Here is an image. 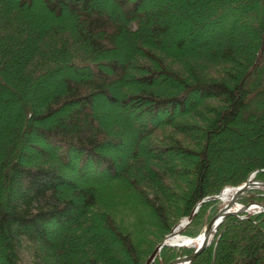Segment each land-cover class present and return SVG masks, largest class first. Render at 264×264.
Returning <instances> with one entry per match:
<instances>
[{
	"label": "trees",
	"instance_id": "16d2710c",
	"mask_svg": "<svg viewBox=\"0 0 264 264\" xmlns=\"http://www.w3.org/2000/svg\"><path fill=\"white\" fill-rule=\"evenodd\" d=\"M43 2L0 0V264H144L203 198L264 180V0ZM190 264H264V213L226 218Z\"/></svg>",
	"mask_w": 264,
	"mask_h": 264
},
{
	"label": "rangeland",
	"instance_id": "374dc122",
	"mask_svg": "<svg viewBox=\"0 0 264 264\" xmlns=\"http://www.w3.org/2000/svg\"><path fill=\"white\" fill-rule=\"evenodd\" d=\"M12 1L17 2L18 0H12ZM108 1H110V0H108ZM35 7L37 9L43 11V12H45V10H46L45 9V6H44L43 0H35ZM69 11H70L69 9L65 10L66 13H69ZM165 19H168L169 21H173V14H171V11H170L169 14L166 15ZM180 26H181V23H177V25L172 24V26H171L172 29L170 30V34H172V36H175V37L181 35V28H180ZM123 48L124 47H121L120 48L122 50V52H120L118 55H115V57L119 58L121 61H124L125 58L128 55V54H125V52H123ZM105 70L108 71V72H110L108 69H105ZM65 71H66V73L68 72V74H72L73 73V70L71 68H67ZM86 74L87 73H85V72H83L81 70L77 72V75H79V76H85ZM51 78H53V77H51ZM54 85L55 84H49L48 87H50V89H52V88H55ZM48 92H49V90H45V89L41 88L39 90V92H38L39 98H43V97L47 96V93ZM97 102L99 103V105L95 107V113L98 114V116L101 117V119L103 121L108 120L107 117L111 113L114 114V115H116L117 119L120 120V122H122V119H123L124 116H129V117L133 118V116H131V115H133L135 109L130 104H126L123 109H119V107H116L115 105L108 104L103 99H98ZM58 114L61 115V116H63V112H58ZM120 127H121V125L119 126V128ZM237 129L240 130V132L244 134V137H246V135L248 134V132L246 131V128L244 126L237 127ZM31 142L33 144L35 143V144L43 147L45 150L52 149L51 148V145L47 141H45L43 139H32ZM261 142H263V141L261 140ZM134 144H135V139L133 138V136H131V137L128 138L127 144L124 145L123 148H121L120 150H117V151H110L111 152L110 154L115 155V156H118V155L120 156L123 151H125V150L126 151L131 150L134 147ZM31 145L32 144L29 143L27 145V147H26V150L27 151H32L35 154L36 158H38V160L39 159L41 160L42 159L41 158L42 152L38 148H33ZM241 147H242V145H239V148L238 149H240ZM236 151L237 150L235 149V152ZM53 153H55L54 155L57 156L56 152H53ZM227 159H228V154L226 153L225 155H223L218 160H214L213 161L212 168L214 170L215 169L216 170H219V169L222 170L225 167V164H226ZM117 164L119 165V162H117ZM73 179L75 180V182H78L77 179H76V176H73ZM226 188H232V185H226V187L224 189H226ZM251 198H257V199H260V200L264 201L263 200L264 199V190L259 189V188H251V189L247 190L244 194H242L239 197L238 201L241 202V201H244V200H247V199H251ZM214 200L216 202L214 201V203H212L205 210H203L202 212H200V217L199 216L197 217L198 219L195 221V223H192V225H188L185 228V230L183 231V234L184 235H188L185 232L191 233L192 235L193 234L194 235H197L201 231V229L203 228V226H204V224H205L208 216L211 215L214 211H217L220 207L223 206V201L221 199H214ZM203 215H205L204 218H203ZM214 239H215V236H214ZM214 239H213V241L211 243L214 242ZM169 247H172L171 252H169V253H172L173 251L176 252L180 248H182V247H179V246H169ZM189 249L190 250H188L187 252L193 250L192 248H189ZM183 254H186V253H184L183 251L180 250L177 255L173 256V258L174 257H177V256H180V255H183ZM118 256H120L119 258L121 259V257H122L121 254L118 253ZM163 261H167V260H165L161 256V254L159 253L152 264H160Z\"/></svg>",
	"mask_w": 264,
	"mask_h": 264
},
{
	"label": "water",
	"instance_id": "95a60500",
	"mask_svg": "<svg viewBox=\"0 0 264 264\" xmlns=\"http://www.w3.org/2000/svg\"><path fill=\"white\" fill-rule=\"evenodd\" d=\"M250 180L247 179L242 185L238 186V188L236 189V193L234 195V201H236L239 196L245 192V190H247L249 188V182ZM253 182H258V183H263L264 184V181L261 182V181H256V180H253ZM215 198H219L218 195H214V196H208L204 199H202L195 207V209L193 210L192 214L189 216V218L184 222V225L182 227V229H179V233L180 235H182V232L184 230V228L187 226V224L193 219L195 213L197 212L199 206L206 200H210V199H215ZM248 203H253L256 207H257V210L256 211H253L252 213H248V214H245V215H242V213L244 211H246V206L248 205ZM240 208L236 211V212H233V213H229V204H226L225 206L221 207L220 209H218L217 211L213 212L209 217L208 219L206 220L203 228L201 229V232L196 235L193 239L196 240L200 237V234H203L204 235V238L206 239L205 240V243L203 245L202 248L200 249H194L190 254H185V255H180V256H177L169 261H163L162 263L160 264H190L193 260H195L197 257H199L200 255H202L206 249L208 248V246L211 244V241L212 240H208V233L210 232V230L213 228V226L217 223V220H216V215L218 213L222 214L223 215V218H222V221L227 218V217H245V218H248L251 214L255 213V212H264V202L259 200V199H255V198H251V199H247L243 202H240ZM220 221L218 223V227L219 225L221 224ZM217 227V229H218ZM174 230V228H173ZM173 230L154 248V250L152 251V253L149 255L148 259L145 261L144 264H152L153 261L155 260L156 256L159 254V252L161 251V249L163 247H166V246H177L175 244H172V243H169L167 240L168 238L173 234ZM179 246H182V247H188L186 246L185 244H180ZM191 246H189L190 248Z\"/></svg>",
	"mask_w": 264,
	"mask_h": 264
},
{
	"label": "bare ground",
	"instance_id": "6f19581e",
	"mask_svg": "<svg viewBox=\"0 0 264 264\" xmlns=\"http://www.w3.org/2000/svg\"><path fill=\"white\" fill-rule=\"evenodd\" d=\"M249 187L250 188H259L264 190V184L263 183H258V182H253L254 178L251 176L249 178ZM236 193V187H232V188H226L222 191V193L220 194V199L223 201V206H225L226 204H229L230 208H229V213H233L236 212L239 208H240V203H238V201H234V195ZM257 207H255V205L253 203H248V205L246 206V210L248 212H252L254 210H256ZM216 220L217 223L213 226V228L210 230V232L208 233L207 237L208 240H212L215 232L217 231V227H218V223L220 221H222L223 215L218 213L216 215ZM188 218L185 217L183 219L180 220L179 223H177L174 227L173 230V234L168 238V242L175 244L177 246H179L180 244H185L186 246H191L194 249H200L203 247L204 243H205V238L203 234H200V237L196 240H194V236H189V235H180L178 234L179 229H182L184 222L187 220Z\"/></svg>",
	"mask_w": 264,
	"mask_h": 264
}]
</instances>
